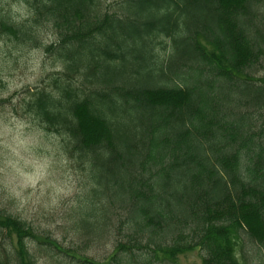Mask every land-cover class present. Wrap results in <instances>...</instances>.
<instances>
[{"label": "trees", "instance_id": "trees-1", "mask_svg": "<svg viewBox=\"0 0 264 264\" xmlns=\"http://www.w3.org/2000/svg\"><path fill=\"white\" fill-rule=\"evenodd\" d=\"M18 1L29 17L0 6V38L40 46L50 30L42 47L61 68L21 109L89 176L71 229L110 252L62 248L0 208V264L41 252L51 264H178L194 250L201 264H257L264 0Z\"/></svg>", "mask_w": 264, "mask_h": 264}, {"label": "rangeland", "instance_id": "rangeland-1", "mask_svg": "<svg viewBox=\"0 0 264 264\" xmlns=\"http://www.w3.org/2000/svg\"><path fill=\"white\" fill-rule=\"evenodd\" d=\"M0 6L14 22L29 17L28 9L18 0H0ZM54 40L47 29L41 33L40 46L0 38V208L62 248L100 261L110 252V246L84 247L71 229L74 211L80 202L86 205L89 176L75 159L64 154L59 136L42 130L21 109L24 99L30 96L28 92L61 70L42 47ZM158 52L163 55L167 50ZM2 243L6 241L0 232ZM28 244L38 249L33 240ZM251 245L257 253L254 262L264 264V251ZM36 259L38 264H51L43 252L37 253ZM177 263L201 264V258L194 250L180 256Z\"/></svg>", "mask_w": 264, "mask_h": 264}]
</instances>
